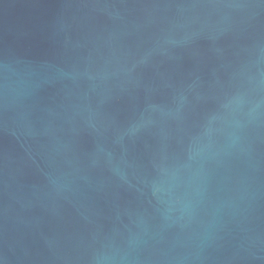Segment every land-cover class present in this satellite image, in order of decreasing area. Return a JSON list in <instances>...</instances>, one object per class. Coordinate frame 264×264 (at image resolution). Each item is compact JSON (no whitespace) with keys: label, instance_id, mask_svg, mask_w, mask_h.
<instances>
[{"label":"water","instance_id":"95a60500","mask_svg":"<svg viewBox=\"0 0 264 264\" xmlns=\"http://www.w3.org/2000/svg\"><path fill=\"white\" fill-rule=\"evenodd\" d=\"M0 264H264V0H0Z\"/></svg>","mask_w":264,"mask_h":264}]
</instances>
